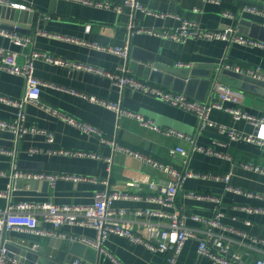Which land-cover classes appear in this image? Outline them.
Listing matches in <instances>:
<instances>
[{
	"label": "crops",
	"instance_id": "0c3cea01",
	"mask_svg": "<svg viewBox=\"0 0 264 264\" xmlns=\"http://www.w3.org/2000/svg\"><path fill=\"white\" fill-rule=\"evenodd\" d=\"M11 1L24 5L25 8L15 7L31 13L25 15L26 21L22 22L20 30L14 31L30 38L31 42L22 46L16 44L11 37L0 33V46L15 51L21 64L36 50L59 58L62 63L47 61L44 57L35 59V73L43 81L41 103L45 106L29 103L25 108L23 122L26 126H34L52 133L54 140L49 141L45 132L30 131L20 134L14 130L3 129L12 132L14 137L11 139L6 133L0 138V149L8 151L0 152V171L4 172L0 174V191L8 194V197H0V207L7 206L10 200L89 205L94 200L95 192L107 187L110 190L141 195V198L137 199H117L114 202L116 208H152L162 211L178 209L204 217H213L217 209H222L224 216L221 221L224 227H216L214 232L222 236L230 252L240 253L242 264H249L260 257L264 244L254 238L264 239V211L248 212L241 207L264 209V146L257 140L232 139L229 133L222 132L220 127L225 126L227 129L263 138L264 127L255 126L244 118L236 119L231 112L217 108L210 112L213 124L200 127V119L194 112L172 105L152 94L130 87L120 88L113 77L97 71L79 69L73 64L91 66L113 74L119 73V67L126 65L131 74L142 81L165 90L185 92L193 99L208 100L212 81L218 74L222 61L227 59L239 64L259 65L264 69V48L220 39H188L179 42L145 31L137 32L136 29H175L182 19H190L205 29L237 28L239 33L264 42V14L246 9V6L250 5L264 9V0H137L145 8L154 11L152 14L133 9L125 4V0H91L109 1L113 5L121 6V10L96 6L85 0ZM224 11L232 13L233 16H225ZM126 46L129 47L130 54L152 58L154 63L150 65L153 67L160 63L164 67L194 70L193 82H190L184 91L176 90L173 86L175 84L164 86L162 83L143 78L142 69H133L128 62L129 57L101 48ZM178 62L193 65L176 67ZM139 65L143 68L145 63L139 61ZM25 90V77L0 69L2 95L20 99ZM93 98L141 113L154 120L160 128L190 135L195 144L210 147L221 155L194 150L192 141L144 126L137 119L120 114L117 110L94 101ZM224 104L238 107L230 101ZM47 105L57 109L60 114L47 110ZM242 108L252 115H264V96L246 92ZM19 111L16 105L0 101V119L14 120ZM62 115L89 124L95 132H84L66 121ZM103 139L179 168L183 166L181 157L172 155L170 150L181 145L190 153V169L230 173V185L243 192L226 190L224 181L188 177L180 186L175 206L148 199V196H158L159 188L167 186L174 178L152 164L114 147L109 142H104ZM31 149L38 151L30 152ZM67 149L93 153L99 157L58 152ZM107 159H111V165ZM246 164H252L255 168L246 167ZM14 165L22 170L86 176L99 181L58 178L55 182L34 180L37 183L30 185L31 181L24 180L23 186H19L16 182L22 179H12ZM101 179L108 180V184L101 183ZM151 182L155 183L154 188H150ZM184 192L211 193L218 195L220 202L187 197ZM247 192L254 195H248ZM145 218L153 224H163L167 221L162 216H128L131 225L141 229V221ZM187 224L202 231L208 227L207 224L193 219H188ZM39 226L51 229L55 234L13 231L7 235L12 257L23 259L24 264L30 262L19 254L20 250L12 242L40 244L50 237H55L63 240V244L50 246L49 251L61 259H66L68 244L76 242L70 236L92 239L97 236L96 230L90 226L64 224L56 229L52 223L41 217ZM199 242L196 238L188 239L176 264H216L211 259L200 256ZM86 246L100 254V261L96 253L89 254L86 251L84 256L75 258L85 264H118L117 261L121 264H165L166 259L165 252L152 251L116 234L109 235L102 244L104 250L88 244ZM209 246L212 250L219 251L212 242H209Z\"/></svg>",
	"mask_w": 264,
	"mask_h": 264
},
{
	"label": "built area",
	"instance_id": "2783aa9c",
	"mask_svg": "<svg viewBox=\"0 0 264 264\" xmlns=\"http://www.w3.org/2000/svg\"><path fill=\"white\" fill-rule=\"evenodd\" d=\"M88 3L96 6L115 8L121 10V6L113 5L109 1H91L85 0ZM217 1V0H208ZM0 4L18 6L25 8L24 5H19L11 0H0ZM125 4L131 6L133 9H141L146 13L152 14L151 11L142 6L137 0H125ZM247 10L264 14V9L254 5L246 6ZM164 14V13H163ZM223 14L228 17H232L233 14L224 11ZM132 28V26H131ZM137 32L145 31L150 34L160 36L164 39H171L174 41L184 42L188 39H205V40H227L234 41L240 44L249 46H259L264 48V42L256 40L252 37L239 33L237 28L228 27L227 29H205L200 27L195 21L190 19H182L179 26L175 29H144L138 28ZM0 33L12 38V40L19 45L26 46L31 42V39L19 34L18 32H9L0 28ZM100 47V46H98ZM111 52L122 54L127 56L129 47L123 48H106ZM44 57L47 61L55 63H62V60L55 58L47 53L39 51H32L29 58L23 63H19L18 54L15 51L6 49L0 46V69L7 70L11 73L22 75L26 79V90L24 95L20 99H12L8 96L0 93V101L16 105L20 111L18 116L14 120L0 119V128L14 130L20 134L34 131L47 133L48 140L53 141V134L40 130L37 127L26 126L25 121V108L29 103H35L45 106L41 103V87L43 81L35 73V59ZM192 63L178 62L176 66L179 67H192ZM76 68H83L88 71H97L101 74L113 77L116 85L120 88L130 87L134 90H138L147 94H152L172 105L181 107L187 111L194 112L200 119V127L213 124L210 120V112L217 109H224L231 112L236 119H246L250 123L258 127H264V115H252L248 111L242 108L246 92L232 85L223 82L220 79L221 72L223 70H231L236 73L248 75L250 77L264 81V69L259 65H245L235 62H231L227 59L222 61L218 67V74L212 81V87L210 92V98L208 100H197L190 98L184 92H174L172 90H165L161 87L152 85L148 82L142 81L139 78L133 76L126 65L119 67V73L113 74L102 69H96L91 66H84L82 64H73ZM96 102H101L106 106L117 110L120 114H126L130 117L137 119L142 125L150 127L152 129L163 131L166 135H178L179 137L188 139L193 142V149L198 151H204L209 154L221 155L216 150L208 147H201L194 143L193 138L185 133L173 130L162 129L152 119L146 118L141 113H136L126 109H122L119 105L102 101L98 98H93ZM230 101L238 105V107H229L224 102ZM46 109L56 114H60L57 109H53L47 105ZM62 114V113H61ZM63 118L69 123L78 126L84 132L92 134L95 129L87 123L77 121L69 116L62 115ZM222 132L227 131L232 139H244V140H257L262 146H264V138L258 137L253 134H248L235 129H227L225 126L220 127ZM104 142H109L114 147L120 150L126 151L147 163L159 168L163 172L171 175L174 179L167 185L159 188L158 196H148V199H154L168 206H175L176 197L182 183L188 177H197L204 179H214L224 181L226 183V190L243 192L241 189L230 185V173H213L195 171L188 167L189 151L183 146L179 145L170 150L174 156L181 157L182 167L179 168L171 163H164L146 156L139 152L133 151L127 147L119 145L114 141L103 139ZM38 149H31L30 152H36ZM1 153L8 152L5 149H0ZM59 153L69 154L74 153L77 155H89L93 157H99V155L86 152H75L70 150H59ZM111 165V159H107ZM246 167H254L252 164H246ZM255 168V167H254ZM258 169V167H256ZM0 174H4L0 171ZM58 178L74 179L75 181H92L98 182L99 179L78 176V175H66V174H52L47 172H37L18 169L15 165L12 172V179H22L27 181L34 180H48L55 182ZM101 183L108 184V180L101 179ZM156 185L154 182L150 183V188H154ZM248 195H254L252 192H247ZM184 195L191 198L209 199L215 202H220V197L211 193H198V192H184ZM0 197H8L6 192L0 191ZM127 198H141V195L129 193L121 190H110L107 187L98 189L94 194V200L89 205L82 204H54L51 202H13L10 200L8 205L0 207V264H24L20 259L14 258L9 254L8 234L13 231H26L31 233H37L42 235H53L55 231L39 226L40 217L52 223L56 229L64 224L69 225H83L94 228L97 232L96 238L70 236L74 241H81L88 245L100 248L102 250V244L108 239L109 235L116 234L124 237L129 242L134 244H140L152 251H162L166 253L165 264H176L178 257L180 256L186 241L190 238L199 239L198 251L200 256L211 259L216 264H242L241 255L238 252H230L222 239V236L214 232L216 227H224L221 218L224 216L222 209H217L216 214L213 217H204L196 213H190L185 210L175 209L174 211H162L159 209L145 208L138 210H129L126 208L114 207V202L117 199ZM242 209L252 212L264 211L263 208L242 206ZM131 214L137 216H162L167 219L163 224H153L148 218L141 221L142 229L135 228L131 225L128 216ZM188 219L203 222L208 227L202 231L197 227H191L187 224ZM67 236L66 234H61ZM256 241H260L264 244L263 238H254ZM209 242L216 245L219 251H214L210 248ZM230 253V254H229ZM118 264H121L117 261ZM73 264H82V261L76 260ZM249 264H264V251L260 257L255 259Z\"/></svg>",
	"mask_w": 264,
	"mask_h": 264
},
{
	"label": "water",
	"instance_id": "95a60500",
	"mask_svg": "<svg viewBox=\"0 0 264 264\" xmlns=\"http://www.w3.org/2000/svg\"><path fill=\"white\" fill-rule=\"evenodd\" d=\"M30 14L31 13H29V11H25L21 8L19 9L15 6L0 4V27L12 31L20 30L22 22L26 21L25 15ZM129 54L130 52L128 50L127 57H129L128 62L130 66L135 70L138 67L141 68L143 71V75L141 76L143 78L150 79L157 83H162L164 86L168 87L175 84L173 85L174 88L179 91L186 90L190 82H193L195 71L190 68L178 69L164 67L163 65H160V63H156L153 67L150 65L152 62L154 63L152 58L139 56L136 53ZM139 61L145 63L143 68L139 65ZM209 78H211V75H209ZM220 79L244 92H251L264 96V81L262 80L241 73H236L231 70H223L221 72ZM6 133L10 135L11 139H13L12 137H14V134L12 132H7L0 128V138ZM16 183H18L19 186H23L24 180H18ZM36 183V181H31L30 185H35ZM46 184L47 183L45 182L44 185ZM58 243L63 244V240L60 241L55 237H50L46 242H42L40 244L35 242H32L31 244L20 241L12 242V244L20 250L19 254L26 260H30V262L26 261V264H73L76 260V256H84L86 251L89 254L96 253L100 261V254L95 251V249L87 247L86 244L78 241L68 244L66 259H61L56 256L54 252L49 251L50 246H56ZM10 256L12 255L10 254ZM20 260L22 261L23 259ZM82 264L85 263L83 262Z\"/></svg>",
	"mask_w": 264,
	"mask_h": 264
}]
</instances>
